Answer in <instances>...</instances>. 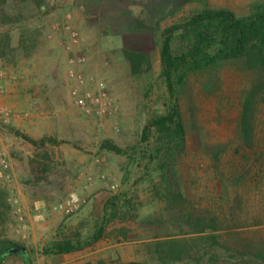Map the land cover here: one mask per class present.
Listing matches in <instances>:
<instances>
[{"label":"rangeland","instance_id":"374dc122","mask_svg":"<svg viewBox=\"0 0 264 264\" xmlns=\"http://www.w3.org/2000/svg\"><path fill=\"white\" fill-rule=\"evenodd\" d=\"M263 1L0 0V264H264V69L231 60L191 73L184 149L156 159L158 135L144 139L172 103L167 31L206 8L242 17ZM126 50L152 64L134 73ZM100 91L104 113H86L78 97ZM72 194L83 205L67 212ZM190 215L209 219L205 232ZM66 240L81 249L46 252ZM174 240L191 252L163 263ZM12 242L27 251L5 253Z\"/></svg>","mask_w":264,"mask_h":264},{"label":"trees","instance_id":"16d2710c","mask_svg":"<svg viewBox=\"0 0 264 264\" xmlns=\"http://www.w3.org/2000/svg\"><path fill=\"white\" fill-rule=\"evenodd\" d=\"M43 1L34 0L37 4ZM167 33L163 44V76L172 103L168 114L159 115L144 128V139L150 142L149 145L152 146L151 135H158L151 151L154 158L161 160H164L162 154L165 150L168 152L165 157L175 159L185 147L186 127L179 96L191 73L231 60H243L251 68L264 69V1L255 5L249 15L242 17L226 9L206 8ZM177 42H180L178 50ZM125 55L134 73H141L146 63L149 66L152 64L151 58L142 52L126 50ZM251 116L252 100H249L243 118V135L249 145L254 140ZM29 139L36 143V140ZM177 197L186 200L183 193ZM208 221L204 216H189L190 226L201 233L206 231ZM103 233L104 229L101 235ZM210 240L214 245H220L217 236H210ZM191 248L187 241L174 240L169 243L167 252H161L160 260L163 263L182 261ZM78 249H81L79 245L66 240L54 244L46 252L63 254ZM10 250L5 253L10 254ZM258 258L264 263V255Z\"/></svg>","mask_w":264,"mask_h":264},{"label":"built area","instance_id":"2783aa9c","mask_svg":"<svg viewBox=\"0 0 264 264\" xmlns=\"http://www.w3.org/2000/svg\"><path fill=\"white\" fill-rule=\"evenodd\" d=\"M77 94V90L75 91ZM106 97V93L100 91L98 94H83L78 97V103L86 111V113H104L103 101ZM4 168L9 167L7 160L2 161ZM83 205V199L78 194H72L69 196L59 207L67 212H73L79 210Z\"/></svg>","mask_w":264,"mask_h":264},{"label":"water","instance_id":"95a60500","mask_svg":"<svg viewBox=\"0 0 264 264\" xmlns=\"http://www.w3.org/2000/svg\"><path fill=\"white\" fill-rule=\"evenodd\" d=\"M10 251H11V253L26 252L27 248L25 246L17 245L15 248H12Z\"/></svg>","mask_w":264,"mask_h":264},{"label":"crops","instance_id":"0c3cea01","mask_svg":"<svg viewBox=\"0 0 264 264\" xmlns=\"http://www.w3.org/2000/svg\"><path fill=\"white\" fill-rule=\"evenodd\" d=\"M54 81H55V80H52V81H51L52 85H53ZM60 255H64V253H63V254H60Z\"/></svg>","mask_w":264,"mask_h":264}]
</instances>
